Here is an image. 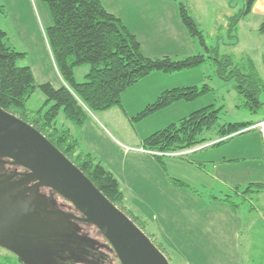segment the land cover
Wrapping results in <instances>:
<instances>
[{"label": "rangeland", "instance_id": "obj_1", "mask_svg": "<svg viewBox=\"0 0 264 264\" xmlns=\"http://www.w3.org/2000/svg\"><path fill=\"white\" fill-rule=\"evenodd\" d=\"M246 3L247 0H169L167 4L170 7L163 13V4L159 2L157 6H161L158 8L161 17L155 24L172 22L174 19L171 17L172 4L182 24L179 5L183 4L194 15L209 49H215V53L220 58L223 56H233L236 59L249 58L259 77L264 80V35L259 31L264 15L255 13L253 9L247 16L241 18L233 31L228 20L239 15ZM0 5L3 8L0 14V29L7 34L9 46L25 55L18 65L31 68L37 87L49 83L53 88L58 89L63 82L48 48L46 33L52 25V18L47 5L42 0H0ZM154 34L155 29L149 30L150 37H154ZM186 48L187 50H181L179 54L170 56L181 60L201 54L206 56L205 63L176 73H152L135 84L133 89L127 90V95L121 97L120 106L108 111L90 113L82 130V142L92 149L96 160L115 175L123 191L125 188L129 191L134 190L133 196H130L127 202L124 201L123 207L125 214L139 219L140 225H142V200L146 202L145 200L151 199L145 190V195L142 192L139 195L137 186L141 180L142 188L144 186L153 188L151 183L156 179L160 180L158 176L161 175L162 179L165 177L168 180L184 181L205 197L211 195L230 197L233 201L241 197L237 196V191L234 189L237 185L245 187L249 183L264 184V134L260 133L259 129L240 135L220 147L207 148L209 144H204L183 152L181 157L164 156L161 163L156 161L161 171L159 169L156 171L150 165L149 160L155 162V159L142 149L143 140L205 107L213 106L214 109L220 110L218 123L221 125L258 122L264 117V109L260 114L254 115L242 106L241 96L234 88L235 80L225 81L220 78L217 64L213 60L214 52L207 54L198 41L190 38ZM88 70L89 66L86 64L74 69L77 83L85 80ZM204 85L208 86L210 91L203 97L191 102H176L138 119L146 107L155 102L163 91L175 88H201ZM44 103L45 97L37 88L26 103V109L36 112ZM58 122L75 133L76 129L64 119L62 113ZM89 124H94L98 129L90 127ZM205 137L213 139L215 135L208 132ZM142 156H147L149 160ZM229 159L237 161H229ZM16 170L22 171L19 167H16ZM252 191L255 192V188ZM50 192L52 193L49 194L44 187L38 188L35 201L46 202L49 210L54 208L74 216L80 215L67 201L53 191ZM244 197L248 198L247 203L257 208L259 212L248 216V213L242 211L244 216L240 215L243 218L242 238L246 240L249 234H264V189L258 193L246 194ZM82 224L73 222L70 229L81 230L95 240L99 244V250L107 259L105 264H120L116 255L106 248L109 244L99 231L91 225ZM259 249L263 250L254 251L253 247L244 244L243 251L237 254L235 262L228 261V263L264 264V248ZM5 256L15 258L12 253L0 248L1 262ZM225 263L220 261V264ZM170 264L175 262L172 261Z\"/></svg>", "mask_w": 264, "mask_h": 264}, {"label": "trees", "instance_id": "obj_2", "mask_svg": "<svg viewBox=\"0 0 264 264\" xmlns=\"http://www.w3.org/2000/svg\"><path fill=\"white\" fill-rule=\"evenodd\" d=\"M42 2L47 5L52 18V25L46 33L47 43L63 86L55 89L45 83L37 87L31 69L18 65L25 55L9 46L7 34L0 29V108L41 133L106 199L125 214L124 194L120 190L119 182L101 162L81 148L79 140L69 129L59 124L60 113L67 122L81 127L90 113L108 111L120 106L121 95L143 78L156 72L170 74L199 67L205 63L206 56L198 54L181 60L169 56L157 59L145 57L140 51L137 39L119 19L104 9L102 0ZM255 2L256 0H247L242 12L228 19L232 31L241 18L251 12ZM2 11L0 5V14ZM179 15L188 37L198 41L207 54L214 52L213 60L217 64L220 78L236 81L234 88L241 96L242 106L251 114H260L264 109V80L257 74L253 62L249 58L236 59L233 56L220 58L215 49L206 46L199 25L189 8L180 4ZM259 31L264 35V22L261 23ZM85 64L89 66L85 80L77 83L74 69ZM37 88L45 97V103L40 110L30 112L26 109V103ZM208 91L210 89L206 85L201 88L163 91L138 119L179 101L197 100ZM219 111L213 106L196 111L144 139L142 149L161 163L164 156L181 157L183 152L204 144H209L207 148L220 147L255 129H259L261 133L258 125L264 123V117L258 122L221 125L218 123ZM208 132H212L215 138H206ZM170 181L179 187H189L184 181ZM254 188L255 192L252 191ZM234 189L237 196L246 198V194L262 191L264 184L254 183L245 187L237 185ZM225 198L229 201L230 197L223 199ZM232 206L238 208L237 204ZM127 216L145 231L138 218L129 214ZM155 246L172 262L168 254ZM2 259L0 264H20L16 258L5 256Z\"/></svg>", "mask_w": 264, "mask_h": 264}, {"label": "crops", "instance_id": "obj_3", "mask_svg": "<svg viewBox=\"0 0 264 264\" xmlns=\"http://www.w3.org/2000/svg\"><path fill=\"white\" fill-rule=\"evenodd\" d=\"M159 2L163 4L162 12L168 11L169 0H102L104 9L119 19L128 32L137 39L141 53L147 58L171 57L170 55L179 54L181 50H187L186 44H189L187 32L180 23L178 12L173 4L172 22L155 24L161 17V13L158 12L161 6H157ZM253 9L255 13L264 15V0H256L251 11ZM154 29V37H150L149 30ZM62 86L63 84L59 88ZM126 93H128L127 90L121 97H125ZM89 126L98 129L94 124ZM83 127L84 125L74 126L76 129L74 134L69 130L77 137L81 148L94 156L92 149L82 142ZM148 155L151 154L148 153ZM142 157L148 159L147 156ZM151 160H149L150 165L156 171L157 169L161 171L156 160L155 162ZM232 160L236 159H229V161ZM158 177L160 180L156 179L154 183H151L153 188L150 186L142 188V180L140 186H137L139 195L142 192L151 197L150 200L146 197V202L142 200V227L145 230L144 233L165 254H168L175 264H216V262L220 264V261L229 264L228 261L235 262L237 254L243 251L244 244L250 248L253 247L254 251L263 250L259 248H264V234H249L248 239L242 238L243 218L241 216H244L242 211L248 213V216L259 213L257 208L247 203L248 198H238L237 201L231 198L228 201L225 198L227 200L225 201L221 196L216 197L218 199H214L215 196L212 195L205 197L190 184L188 188L179 187L172 184L168 178L162 179L161 175ZM120 190L124 194L125 202L134 194L133 189L129 191L125 188L123 191L120 186ZM232 204H237L238 208ZM238 262L240 263V258Z\"/></svg>", "mask_w": 264, "mask_h": 264}, {"label": "water", "instance_id": "obj_4", "mask_svg": "<svg viewBox=\"0 0 264 264\" xmlns=\"http://www.w3.org/2000/svg\"><path fill=\"white\" fill-rule=\"evenodd\" d=\"M5 165L25 173L0 174V248L22 264H35L36 250L45 253L46 264L52 254L42 240L43 232L52 229V222L40 225L41 216L32 211L23 213L18 209L19 198L10 199L14 189L30 183L32 190L44 187L72 205L81 218L63 217L96 228L120 264H170L150 238L41 133L0 108V168ZM15 177L19 179L7 185ZM26 218L35 221L26 223Z\"/></svg>", "mask_w": 264, "mask_h": 264}, {"label": "flooded vegetation", "instance_id": "obj_5", "mask_svg": "<svg viewBox=\"0 0 264 264\" xmlns=\"http://www.w3.org/2000/svg\"><path fill=\"white\" fill-rule=\"evenodd\" d=\"M19 173H25V170L22 169V171H18L16 170V166L6 165L0 168L1 175L12 176ZM18 179L19 178L15 177L14 180L7 182V185L12 184ZM33 186V183H30L14 189L11 192L10 199L19 198L20 206L18 209L23 211V213L32 211L37 216H41L43 218L42 221H38L40 225L45 221L52 222L53 231L50 232V230H48L47 232H43L42 235L44 246H50V250L52 251L49 258L50 262L48 264H105L107 259L99 250V244L92 238L88 237L86 233L81 232V230H76L74 228L73 231L70 229V225L73 222L78 221L63 217V215H69L74 218H77L76 216L80 218L81 216H74L69 212L65 213L54 208L49 210L46 202L35 201L38 188L34 191L32 190ZM47 192H49V194L52 193L48 189ZM26 219V223L32 224L35 221L30 220L29 218ZM78 223L83 225L82 222ZM67 227L71 231L67 230ZM106 248L113 252L109 245ZM35 255H37L35 264H46L44 258L47 257H45V253L36 250ZM15 258L20 264H22L17 257Z\"/></svg>", "mask_w": 264, "mask_h": 264}, {"label": "built area", "instance_id": "obj_6", "mask_svg": "<svg viewBox=\"0 0 264 264\" xmlns=\"http://www.w3.org/2000/svg\"><path fill=\"white\" fill-rule=\"evenodd\" d=\"M263 126H264V123H261V124L259 125V127H260V131H261L262 133H263V131H264Z\"/></svg>", "mask_w": 264, "mask_h": 264}]
</instances>
